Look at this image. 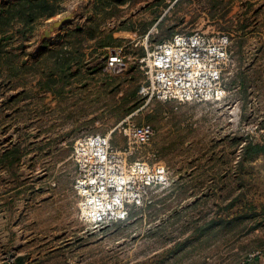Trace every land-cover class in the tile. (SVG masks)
I'll return each instance as SVG.
<instances>
[{"label": "rangeland", "instance_id": "obj_1", "mask_svg": "<svg viewBox=\"0 0 264 264\" xmlns=\"http://www.w3.org/2000/svg\"><path fill=\"white\" fill-rule=\"evenodd\" d=\"M180 32L229 35L225 98L146 94L147 49ZM251 142L264 145V0H0V264H241L264 245ZM101 204L121 215L82 217Z\"/></svg>", "mask_w": 264, "mask_h": 264}, {"label": "built area", "instance_id": "obj_2", "mask_svg": "<svg viewBox=\"0 0 264 264\" xmlns=\"http://www.w3.org/2000/svg\"><path fill=\"white\" fill-rule=\"evenodd\" d=\"M230 56L231 38L227 34L176 33L147 49L141 60L146 76L144 90L151 99L163 102L221 100L227 95L224 76ZM123 59L121 52L111 53L108 68L121 69ZM126 133L139 145L148 144L155 136V130L146 125L130 126ZM157 175L165 181L164 168H160ZM101 205L103 209H88L82 217L100 221L121 215V212H110L107 206ZM258 259H264V248L250 253L241 264Z\"/></svg>", "mask_w": 264, "mask_h": 264}, {"label": "trees", "instance_id": "obj_3", "mask_svg": "<svg viewBox=\"0 0 264 264\" xmlns=\"http://www.w3.org/2000/svg\"><path fill=\"white\" fill-rule=\"evenodd\" d=\"M27 3H29V9L30 10H37V9H41L44 8V5L47 4V0H27ZM33 7H35L34 9H32ZM170 38V37H169ZM248 154L251 156L254 155H263L264 156V145L261 144H253L252 142L248 145ZM263 214L264 215V207H263ZM16 264H24L23 263V259L22 258H18Z\"/></svg>", "mask_w": 264, "mask_h": 264}, {"label": "water", "instance_id": "obj_4", "mask_svg": "<svg viewBox=\"0 0 264 264\" xmlns=\"http://www.w3.org/2000/svg\"><path fill=\"white\" fill-rule=\"evenodd\" d=\"M73 14H70L69 16L54 22L50 28L45 32V36L50 37L53 33L58 28H61L67 21H70L73 18Z\"/></svg>", "mask_w": 264, "mask_h": 264}, {"label": "crops", "instance_id": "obj_5", "mask_svg": "<svg viewBox=\"0 0 264 264\" xmlns=\"http://www.w3.org/2000/svg\"><path fill=\"white\" fill-rule=\"evenodd\" d=\"M263 214V213H262ZM261 248H264V245H262L261 247H259V248H255L254 249V251H256V250H258V249H261ZM248 264H264V259H258V260H256V261H254V262H252V263H248Z\"/></svg>", "mask_w": 264, "mask_h": 264}, {"label": "bare ground", "instance_id": "obj_6", "mask_svg": "<svg viewBox=\"0 0 264 264\" xmlns=\"http://www.w3.org/2000/svg\"><path fill=\"white\" fill-rule=\"evenodd\" d=\"M101 176H102V175H101ZM103 176H104V175H103ZM100 182H101V181H100ZM120 186H121V185H120ZM117 189H118V188H117ZM90 194H91V193H90ZM90 194H89V195H90ZM98 195H99V194H98ZM116 196H117V194H116ZM116 196H115V197H116ZM119 196H120V195H119ZM96 197H97V195H96ZM88 198H89V197H88ZM91 198H92V197H91ZM116 198H117V197H116ZM121 198H122V197L120 196V199H121ZM108 199H109V198H108ZM88 200H89V199H88ZM95 200H96V199H95ZM90 201H91V199H90ZM93 201H94V200H93ZM97 202H98V201H97ZM88 203H89V201H88ZM97 204H98V203H97ZM106 204H107V203H106ZM111 204H112V203H111ZM84 205H85V204H84ZM100 206H101V205H100ZM108 206H109V205H108ZM86 208H87V207H86ZM102 208H103V207H102Z\"/></svg>", "mask_w": 264, "mask_h": 264}]
</instances>
